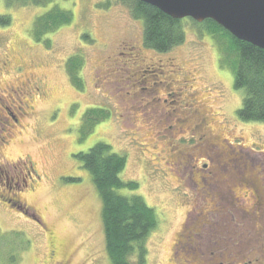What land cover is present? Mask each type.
Here are the masks:
<instances>
[{
    "label": "rangeland",
    "instance_id": "obj_1",
    "mask_svg": "<svg viewBox=\"0 0 264 264\" xmlns=\"http://www.w3.org/2000/svg\"><path fill=\"white\" fill-rule=\"evenodd\" d=\"M39 3L15 0L8 6L0 0L1 189L18 192L20 206L31 207L44 222L37 225L0 200V264H112L100 193L74 157L99 142L126 156L121 178L139 184L133 192H119L141 196L159 214L158 227L145 241L146 264H190V253H173L177 231L187 212L195 208L194 217L206 218L214 202L221 203L227 217L218 227L227 242L232 215L261 207L253 217L261 222L249 220L255 242L239 251L255 252L253 264H264V234H259L264 223V122L240 119L242 93L234 87L233 69L220 67L212 35L188 22L185 42L158 52L145 45L143 20L132 16L128 0ZM61 10L72 16L70 22L42 33L40 17ZM74 56L81 60L80 87L67 66ZM26 78L28 90L14 91ZM191 94L202 104H194ZM6 107L17 114L18 123L7 122ZM193 107L213 113L212 133L228 140L229 147L219 140V150L214 149L208 135L191 130L198 128ZM92 108L102 109L104 116L88 120ZM26 157L40 175L32 185L24 182L18 166ZM228 162L232 164L223 174L241 166L256 173L260 183L237 184L238 198H233L222 183L223 194L209 182L200 183L197 174L191 178L196 166ZM17 177L20 187L15 188Z\"/></svg>",
    "mask_w": 264,
    "mask_h": 264
},
{
    "label": "trees",
    "instance_id": "obj_2",
    "mask_svg": "<svg viewBox=\"0 0 264 264\" xmlns=\"http://www.w3.org/2000/svg\"><path fill=\"white\" fill-rule=\"evenodd\" d=\"M20 1L24 5L31 3L41 5L39 2L42 0ZM4 2L8 6H13L15 0ZM128 2L132 16L143 20L145 45L155 51L168 52L169 49L185 42V25L188 22L196 24L212 35L220 67L224 69L226 64L233 69L234 87L242 93L243 102L237 110L240 119L245 122H264V49L238 39L213 19L203 22H197L190 17L173 19L147 2L141 0ZM71 18L67 11L62 10L45 13L40 17L42 33L57 28L63 21L70 22ZM80 64L78 56H74L67 64L74 83L79 87L83 86L82 76H79ZM103 112L100 108H92L87 118L90 120L94 115L103 117ZM74 157L90 172L100 193L103 203L105 246L112 264H146L145 241L158 227L159 214L141 196L119 192L123 188L133 192L139 185L136 181H124L121 178L128 163L126 156L115 152L110 144L99 142L87 152L74 154ZM66 180L78 181L69 177ZM134 256L136 260H132Z\"/></svg>",
    "mask_w": 264,
    "mask_h": 264
},
{
    "label": "flooded vegetation",
    "instance_id": "obj_3",
    "mask_svg": "<svg viewBox=\"0 0 264 264\" xmlns=\"http://www.w3.org/2000/svg\"><path fill=\"white\" fill-rule=\"evenodd\" d=\"M8 62V60L5 62L3 61L2 65L7 66ZM0 68H2V66H0ZM27 80L28 81L21 82V85L16 86L13 90L17 91V88H19L20 90H28V88L26 89V87L31 83V81L29 79ZM34 87L36 90L39 88L36 84ZM169 95L171 96L172 93ZM191 96L192 98H194V104H198V106L199 104H202L201 101L194 96V94H191ZM156 100L158 102L161 101L157 98ZM5 109L6 110L4 112H6L7 122L14 121L15 123H18L19 118L17 114L14 111L9 110L8 107H6ZM192 112L195 115L194 119L198 124V128H191L192 131L197 130L200 132V134L202 133L204 135H208L214 142V144L212 142L208 143H212L214 149L219 150L220 146H216L219 145L218 143H216L219 140L226 147H229L230 144L228 140L222 139L218 134L215 135L212 133V126L210 124L213 120V113L210 110L204 109L203 111L199 107H193ZM0 119H2L1 116ZM210 151H212V149H210ZM207 155L209 156L210 154L207 153ZM209 159L210 161H213V158H211V156H209ZM3 160L5 161L4 157ZM18 161L20 164H23L22 166L18 164V166H20L22 175H24L23 180L25 183L30 180V183L28 184L32 185L34 184V182H36V180L40 179V175L37 174L35 164H33V161L29 157H26L25 161L23 162H21L22 160ZM18 161H16L14 164L16 165ZM231 164L232 163L230 162L217 163L216 165L210 166L209 163H206L202 166H196L192 168L193 170L190 171L191 173H193V175H191V178L192 176H194V174L195 176L197 174L198 178L201 179L200 183L206 185L209 182L210 188L212 187V189H215L213 191L223 194L225 191L218 188V183H222V185L230 188V191L233 192V198L235 195V187L238 186L237 184H247L250 179L253 180L255 184H258L260 182V179L258 178V175H256V173H246L241 166H231V169H233L234 172L230 174L225 172L223 174L221 171H227L226 167ZM0 167L2 168L1 164ZM10 168L12 169L11 165ZM23 171H25V174L23 173ZM220 173L224 175L221 179L219 177ZM26 175L29 179L26 178ZM218 178L220 179L219 181ZM197 184L198 183H196L195 185L197 186ZM19 185L20 179L17 177L15 188L20 187ZM1 186L2 184L0 183V200L2 204H6L11 210L15 209V211H17L19 214H22L26 219L28 218L29 220H33L37 225L44 224L41 217H39V215H37L31 207L26 206V204L24 207L20 206L19 203H21V200L18 197V192H14L11 188L6 187L5 189H1ZM253 191L255 196H257L258 191ZM218 196L222 197V195ZM235 197L238 198L236 195ZM257 202L258 200L256 201V204ZM19 207H22L24 211L20 210ZM194 209L195 208L191 210ZM260 209V206H254V208L251 209H242L241 213L238 215L236 213L232 215V220L230 221V223H228L230 224L228 229L230 230L231 236L230 242L224 241L222 236H224L226 233H223L222 231L219 232L218 230V227L220 228L221 226V221L223 219H227L225 211L221 209V203L217 204L216 202H214L213 208L208 212L206 218H204V214H199L198 217H194L192 211L190 210L189 212H187V215L183 220L181 229L177 231L176 238L173 242V253H178V250L185 254L190 253L192 255V261L194 260L198 264H253L254 259L256 258V253L251 251H243L244 253L242 254V252L239 250L244 247H249L252 242H255V239H251V237L254 236V230L251 229L249 220L251 219L250 222H252V220L254 219L253 217L257 215L254 210L257 211ZM260 216L262 215L260 214ZM253 222L256 224L260 223L261 220L259 218H255ZM261 228L262 229L259 230V234H264V223H261ZM206 254L207 256H203ZM192 261L190 264H193Z\"/></svg>",
    "mask_w": 264,
    "mask_h": 264
},
{
    "label": "water",
    "instance_id": "obj_4",
    "mask_svg": "<svg viewBox=\"0 0 264 264\" xmlns=\"http://www.w3.org/2000/svg\"><path fill=\"white\" fill-rule=\"evenodd\" d=\"M173 19H213L242 41L264 49V0H141ZM20 210L24 211L22 207Z\"/></svg>",
    "mask_w": 264,
    "mask_h": 264
}]
</instances>
